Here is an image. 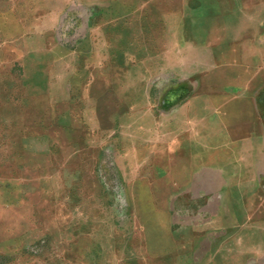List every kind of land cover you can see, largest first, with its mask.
I'll return each mask as SVG.
<instances>
[{"label":"rangeland","instance_id":"obj_1","mask_svg":"<svg viewBox=\"0 0 264 264\" xmlns=\"http://www.w3.org/2000/svg\"><path fill=\"white\" fill-rule=\"evenodd\" d=\"M147 5L0 0V264H154L162 247H174V191L149 170L162 158L132 157L130 137H115L130 113L124 86H150L159 117L186 79L150 60L140 42L141 60L127 59L137 44L132 12ZM88 26L96 40L106 32L114 45L121 36L111 49L122 60L100 68L75 60L74 38Z\"/></svg>","mask_w":264,"mask_h":264},{"label":"crops","instance_id":"obj_2","mask_svg":"<svg viewBox=\"0 0 264 264\" xmlns=\"http://www.w3.org/2000/svg\"><path fill=\"white\" fill-rule=\"evenodd\" d=\"M139 10L127 59L141 60L140 42L150 60L186 78L159 117L150 86L130 84L120 95L130 113L115 137H130L132 157H161L149 170L174 191V247H162L154 264H264V0H148ZM90 31L74 38L75 60L99 68L122 60L106 32L96 40ZM130 74L139 83L138 70Z\"/></svg>","mask_w":264,"mask_h":264}]
</instances>
